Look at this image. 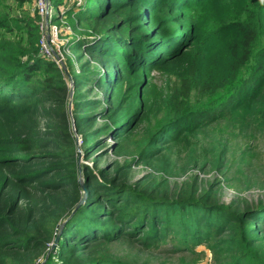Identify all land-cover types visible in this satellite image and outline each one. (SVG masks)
Segmentation results:
<instances>
[{
  "label": "trees",
  "instance_id": "trees-1",
  "mask_svg": "<svg viewBox=\"0 0 264 264\" xmlns=\"http://www.w3.org/2000/svg\"><path fill=\"white\" fill-rule=\"evenodd\" d=\"M52 2L84 154L122 159L81 166L86 199L71 215L81 183L69 79L43 52L35 0H0V264H137L100 252L130 239L188 251L179 264H200L198 245L213 264H264V202L234 209L212 184L199 192L194 177L174 193L165 178L178 159L182 172L206 167L201 135L219 171L230 139L264 135V0ZM142 164L153 172L131 181Z\"/></svg>",
  "mask_w": 264,
  "mask_h": 264
},
{
  "label": "rangeland",
  "instance_id": "rangeland-1",
  "mask_svg": "<svg viewBox=\"0 0 264 264\" xmlns=\"http://www.w3.org/2000/svg\"><path fill=\"white\" fill-rule=\"evenodd\" d=\"M65 1L67 5L70 3L68 0ZM61 8V5L54 2H52L51 6L49 5V13H51L52 19L56 18L58 10H61ZM45 32L49 34L50 38V47L48 46L47 41H44L45 47L48 48V50H54L58 54L59 58L63 60L64 58L62 51H60V45L64 42V38L59 35L63 34L64 31H57V36H53L49 30ZM152 75L154 76V79L159 82V84L163 82V78L157 72H153ZM100 123L101 120L99 119L97 120L96 125H99ZM72 136L74 137L78 153L77 164L78 179L81 183V198L83 196L82 186L84 188V192L87 194V189L85 187L86 181L83 177L84 172L82 171L81 166H87L90 168H95L96 166L97 168H101L114 160L122 159V157L116 156L113 153H106L108 150L107 147L100 150L96 155L91 154L89 157H86L84 154V147L81 144V136L77 134V132V139L74 135ZM210 137V135L199 136L196 147L197 154H202L204 148V155L200 156L199 159L202 164L205 161L208 163L206 167L204 169H200L199 167L189 165L186 166V169L182 172L184 168V161L183 159H178L176 162L175 174L172 176H165L169 190L176 193L179 191L183 182H188L192 178L196 177L199 184L197 185L199 192L208 189L212 184V191L215 194L216 199L221 203L230 205L234 209H244L248 206L264 202V135L257 132L253 135L247 136L246 138L237 137L230 139L225 146V164L228 165L227 171H219L213 167L214 163L212 162V156L209 155L208 147V140ZM245 142L246 145H244ZM242 150L246 151L247 157H250L251 155V159L249 161L241 162L242 156L239 154ZM238 167L244 168L242 173L237 171ZM149 172L153 171L144 164L136 166L130 172V180H139L145 177V175ZM56 236L57 233L54 237L53 247L57 242H55ZM138 245L139 244H137V242H133L131 239L121 240L112 243L109 246L103 247L100 252L115 259L137 264H179L182 260L190 262L189 259L191 256L188 251L183 250L179 252H171V249L165 245H161L158 250L148 251L141 249ZM195 250L202 251V255L193 256L195 258H201L200 264H213L212 256L205 248V245H198L195 247Z\"/></svg>",
  "mask_w": 264,
  "mask_h": 264
},
{
  "label": "water",
  "instance_id": "water-1",
  "mask_svg": "<svg viewBox=\"0 0 264 264\" xmlns=\"http://www.w3.org/2000/svg\"><path fill=\"white\" fill-rule=\"evenodd\" d=\"M44 1H45L46 9L48 10L49 0H44ZM43 23L45 25V31H47L48 30V13L44 14ZM44 39H45V41H47V44L50 47V43H49V39L50 38H49V34L47 32H44ZM50 51H51V55L53 56V58L59 63L60 67L62 68V70L66 74L67 78L69 79L70 86H69V92H68V105H67V108H68V115H69V120H70L71 131H72V134L77 139V137H76V129L74 127V118H73L72 113H71V104H72V95H73V81H72L71 76H70V74L68 72V69L66 68L64 62L59 58L58 54L52 49ZM82 189H83V196L74 205V207H73V209L71 211V215L76 211V209L78 207H80L85 202L86 193L84 192L83 186H82ZM70 216H68L66 219H68ZM64 222H65V220L62 222V224L59 226V229L57 230V236L55 238V242L58 240V237H59V234L61 232V229L63 227ZM51 247H53V246H51Z\"/></svg>",
  "mask_w": 264,
  "mask_h": 264
},
{
  "label": "built area",
  "instance_id": "built-area-1",
  "mask_svg": "<svg viewBox=\"0 0 264 264\" xmlns=\"http://www.w3.org/2000/svg\"><path fill=\"white\" fill-rule=\"evenodd\" d=\"M69 2L73 1V0H68ZM35 5L38 9V12L39 14L42 16V22L40 23V28L42 30V33H43V40H42V43H43V52L46 54V55H49L51 56V51L48 50V48L45 47L44 45V32H45V25L43 23V17H44V14L45 13H48V30L51 32V34L53 36H57V31H61L57 26H55L54 24H51L50 23V19H51V13H49V6H48V10L46 9V5H45V1L44 0H35Z\"/></svg>",
  "mask_w": 264,
  "mask_h": 264
}]
</instances>
